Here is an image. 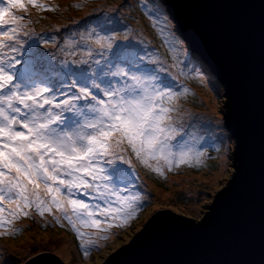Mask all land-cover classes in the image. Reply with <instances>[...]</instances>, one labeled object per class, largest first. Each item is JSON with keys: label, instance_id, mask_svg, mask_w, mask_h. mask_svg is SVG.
Masks as SVG:
<instances>
[{"label": "snow or ice", "instance_id": "snow-or-ice-1", "mask_svg": "<svg viewBox=\"0 0 264 264\" xmlns=\"http://www.w3.org/2000/svg\"><path fill=\"white\" fill-rule=\"evenodd\" d=\"M28 5L40 11L58 8L41 0H0V236L16 234L13 221L34 209L40 217L53 216L61 227L62 216L88 258L101 241L110 239L113 229L129 225L151 202L132 180L131 157L164 175L165 167L199 164L205 152L196 143L204 138L188 130L196 126L181 115L182 94L169 67L142 40L133 42L130 26L116 15L119 7L99 15L94 9L71 27L65 25L62 31L79 39L66 38L60 44L53 34L28 28L33 21L16 11L26 13ZM164 11L166 5L157 3L149 14ZM261 28L264 33V3ZM169 35L177 41L173 32ZM49 40L51 50H45ZM169 47L178 54L183 42ZM261 84L264 114V66ZM187 92L184 88L183 95ZM230 100L222 112L231 110ZM246 235L240 218L231 239L239 245ZM259 243L264 264V175ZM0 264H12L11 256Z\"/></svg>", "mask_w": 264, "mask_h": 264}, {"label": "water", "instance_id": "water-1", "mask_svg": "<svg viewBox=\"0 0 264 264\" xmlns=\"http://www.w3.org/2000/svg\"><path fill=\"white\" fill-rule=\"evenodd\" d=\"M163 2L179 36L223 87V106L231 96V110L225 109L222 115L233 140V172L200 220L170 209L155 211L144 227L102 264H229L233 261L260 264L259 200L264 175L261 4L264 0ZM234 172L236 177L232 179ZM240 218L244 219L247 235L237 245L231 233ZM33 260L35 264H66L48 251L28 258L23 264H32Z\"/></svg>", "mask_w": 264, "mask_h": 264}, {"label": "rangeland", "instance_id": "rangeland-1", "mask_svg": "<svg viewBox=\"0 0 264 264\" xmlns=\"http://www.w3.org/2000/svg\"><path fill=\"white\" fill-rule=\"evenodd\" d=\"M157 3L165 5L163 0H50L49 6L54 8L58 6L56 11L37 12L27 8L26 13L20 10L17 14L23 15L25 21L29 19L33 21L28 24L29 29L35 30L38 34L45 30L57 37L63 32L62 29L65 25L71 27L73 21L82 19V16L85 17L87 13H92L94 9L97 14L104 9L119 7V12L116 15L120 18L122 25L130 26L129 34L133 37V42L142 40L148 43V47L153 48L159 46L157 41L162 38L163 43L160 46L163 52L158 53V58L163 65L169 67V75L174 78V82L179 88L180 69L184 65L180 61H185V59L184 56L179 58L180 53L177 54L169 47L172 43L169 32L174 33L175 25L170 18H167L165 14L167 11L149 14V10L155 12ZM75 4L83 6L76 8L73 7ZM35 10L38 9L35 8ZM165 20L167 24H165ZM57 28L61 29L59 33L56 32ZM162 28L164 29L163 33L161 32ZM74 31L78 32L79 30ZM77 37L79 36L75 35L74 39ZM41 47L43 48V44ZM49 50L51 49L49 48ZM189 56L191 61L195 62L188 51L187 60ZM173 64L176 66L172 67ZM194 65L201 74L190 81L192 88H187V94L183 95L182 93L180 112L186 122L196 126L195 129L189 128L188 130L207 140L205 147L201 145L204 139L196 143V147L205 152V157L201 162L193 163L192 166L183 165L172 170L165 167L164 175L144 169L139 164L146 172L143 173V180L138 188L142 191L143 196L151 202L140 211L138 218L124 227L123 231L116 232L117 234L112 232L108 241H101V248L95 249L93 255L84 261L78 260V251L71 240L72 235L71 238L67 237L61 227L55 225L51 232L48 227L42 228V225H39L42 222L40 219L33 221L31 218L23 217L21 223H17V226L23 227L19 237H0V259L11 256L12 264H23L36 254L48 250L53 251L56 248L59 249L58 252L62 253L55 252V254L66 264H102L112 252L128 243L144 227L155 211L170 209L181 215L200 220L211 204L214 195L226 185L233 172L231 166L233 140L224 125L221 111L224 99L223 87L209 73V69V71L203 70L199 68L198 64L194 63ZM201 76L204 78L201 79ZM217 88L221 95H217ZM188 115H191L193 119L189 120ZM218 121L220 126H217ZM229 136L231 139H227ZM221 137H223V142H221ZM226 149H230V151H226ZM133 159L136 161L135 158ZM32 216L34 215L32 214ZM45 222L47 223V220ZM65 250L73 252L67 257L63 254Z\"/></svg>", "mask_w": 264, "mask_h": 264}, {"label": "trees", "instance_id": "trees-1", "mask_svg": "<svg viewBox=\"0 0 264 264\" xmlns=\"http://www.w3.org/2000/svg\"><path fill=\"white\" fill-rule=\"evenodd\" d=\"M46 1H50V0H41V2L42 3H44V4H47V5H49L48 4V2H46ZM142 1V0H141ZM28 9H33L34 11H37V12H39L40 10L38 9V10H35V8L34 7H32L31 5H29L28 7H27ZM37 9V8H36ZM17 12L18 11H20V10H16ZM101 12V11H100ZM100 12H98L97 13V15H99L100 14ZM149 12V11H148ZM143 14V13H142ZM166 15H167V18H170L169 16H168V13H165ZM82 17H84V16H82ZM81 19V18H80ZM49 33V32H47V31H45V30H42L40 33ZM168 33V32H167ZM174 33L176 34V38H177V41H182L183 42V46H185V44H187L180 36H179V34L177 33V31H176V29L174 28ZM55 36V40L58 42V43H60V44H62L63 42H64V39H66V38H75V36H73L72 35V33H65V32H62L59 36H57L56 37V35H54ZM76 39H79V37H77ZM170 41L172 42V43H175V42H177V41H173V39L172 38H170ZM53 42V41H52ZM52 42H50V40H49V48L51 49V45L53 44ZM161 43H163V40H162V38H159L158 39V41H157V44L159 45L158 47L157 46H154L153 48L152 47H148V43H146V42H143V46L145 47V48H147L148 49V51L149 52H151V53H153L154 55L155 54H158L159 52H163V49H162V47L160 46V44ZM42 45V44H41ZM49 50V49H48ZM190 52V55H191V58L195 61V62H192L191 61V59H190V56H189V59L187 60V63L186 64H184L183 65V72H180V78H181V81L178 83V85H179V88H178V90L181 92V94L183 93V89L184 88H192V86H191V84H190V81L192 80V79H194L195 77H197L199 74H201L200 73V71H198V68L194 65V63H196V64H198L199 65V68H202L203 70H208V66L203 62V60H201V58L199 57V56H197V54H195L194 52H192L189 48H188V46L186 45L184 48H183V50H181L179 53H180V55H179V58H182L183 56H184V59H186L187 58V52ZM185 52H186V56H185ZM198 57V58H197ZM205 65L204 67L203 66H201V65ZM209 71V70H208ZM207 72V71H206ZM209 73L215 78V76L209 71ZM216 79V78H215ZM217 80V79H216ZM218 81V80H217ZM201 145H202V147H205V146H207V140H206V138L201 142ZM129 155L131 156V153H129ZM132 158V166H133V169H134V171H133V173H132V180H133V182L135 183V185H140V182H142V175H143V173L144 172H146V170H144L141 166H139V162H137V161H135L133 158H135L134 156H132L131 157ZM153 163H155V162H153ZM139 175H140V177H139ZM138 177V178H137ZM139 190H140V188H138ZM141 194H142V191H141ZM143 195V194H142ZM6 207V206H5ZM32 214L34 215V216H32ZM57 215H60L59 213H57ZM23 217V216H22ZM22 217L20 218V219H18V220H15V221H13V225H12V227L14 228V229H17L18 230V232L16 233V234H14V235H2V236H0V237H10V238H14V237H19V235H20V233L22 232V229H23V227H21L20 225H18L17 226V223H21V220H22ZM189 217V216H188ZM23 218H31V219H33V221H36V219H40L42 222L41 223H39V225H42V228H47L48 227V229L49 230H51V232H52V229L54 228V226L55 225H57L58 227H61V224L60 223H57L56 222V220L53 218V216H51V215H48V214H45V216L44 217H40L36 212H35V210L33 209V210H31V216H28V217H23ZM192 218V217H191ZM45 220H47V223L45 222ZM61 223L63 224V227H61V229L65 232V234L67 235V237H70L71 238V235H72V238H71V240L73 241V243H74V245L76 246V250L78 251V253H77V256H79V258H78V260L79 261H84V260H86L87 258H84V256H83V254H82V252H81V250H80V247H79V241H78V239H77V237H76V235H75V233L71 230V227H70V225L68 224V222L66 221V220H64L63 219V217L61 216ZM125 227V226H124ZM124 227H121V228H115V229H113L112 230V232H121V231H123L124 230ZM0 231H3V229H0ZM86 231H92L91 229H87ZM50 233V232H49ZM117 234V233H116ZM77 242V243H76ZM101 248V247H100ZM59 251V249H56V248H54V252L52 251V250H48V252H53V253H55V252H58ZM94 250L95 249H93L92 251H91V253H90V256L89 257H91L92 255H93V252H94ZM72 252L73 251H70V252H65V251H63V254L65 255V256H67V257H69L71 254H72ZM58 253H62V252H58ZM76 253V252H75ZM57 255V254H56ZM88 257V258H89Z\"/></svg>", "mask_w": 264, "mask_h": 264}, {"label": "bare ground", "instance_id": "bare-ground-1", "mask_svg": "<svg viewBox=\"0 0 264 264\" xmlns=\"http://www.w3.org/2000/svg\"><path fill=\"white\" fill-rule=\"evenodd\" d=\"M193 208H196V206H193ZM65 252H67V251L65 250Z\"/></svg>", "mask_w": 264, "mask_h": 264}]
</instances>
